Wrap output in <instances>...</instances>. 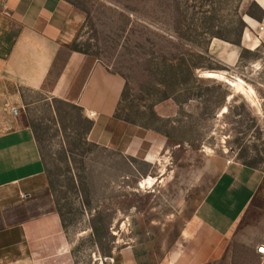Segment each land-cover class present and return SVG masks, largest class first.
Segmentation results:
<instances>
[{
    "label": "rangeland",
    "instance_id": "rangeland-1",
    "mask_svg": "<svg viewBox=\"0 0 264 264\" xmlns=\"http://www.w3.org/2000/svg\"><path fill=\"white\" fill-rule=\"evenodd\" d=\"M68 1L87 14L73 50L97 58L126 80L117 116L168 141L160 169L125 161L88 141L92 123L77 105L52 97L50 90L19 88L18 118L36 135L51 205L70 245L69 264H114L112 254L130 243V221L137 214L147 217V225L157 221L161 231L154 245L157 254L164 253L176 232L169 225L193 212L224 166L264 169V32L260 47L243 49L232 72L253 89L252 100L202 76L227 71L207 55L210 41L239 45L246 28L261 32L263 12L247 0ZM19 30L14 26L12 39ZM67 55L54 57L47 87L63 80ZM170 101L178 108L165 110ZM226 107L228 113L220 115ZM9 128L0 124V133ZM148 176L160 181L141 190L139 183ZM263 207L259 198L232 253L245 252L241 241H261L249 228Z\"/></svg>",
    "mask_w": 264,
    "mask_h": 264
},
{
    "label": "crops",
    "instance_id": "crops-1",
    "mask_svg": "<svg viewBox=\"0 0 264 264\" xmlns=\"http://www.w3.org/2000/svg\"><path fill=\"white\" fill-rule=\"evenodd\" d=\"M247 1H254L263 12L261 32L246 28L239 45L212 39L207 49L231 79L237 78L232 72L241 64L242 50H257L264 32V0ZM86 19V12L68 0H0V124L10 126L0 133V264H69L71 255L61 217L51 205L47 168L36 135L12 112L23 101L20 87L50 90L52 97L77 105L92 123L90 143L125 161L160 169L167 136L117 116L125 78L97 58L73 50ZM14 26L20 30L12 39ZM62 51L68 53L67 72L61 82L47 87L54 57ZM173 108L178 105L166 103L165 110ZM259 198L264 200V169L228 163L193 212L176 216L180 218L176 226L169 225L176 232L164 253L157 254L154 245L161 231L157 221L147 225V217L137 214L130 221V243L117 248L112 261L264 264V254L258 251L264 248V207L249 228L261 241L258 237L239 240L245 252L232 253V244Z\"/></svg>",
    "mask_w": 264,
    "mask_h": 264
},
{
    "label": "bare ground",
    "instance_id": "bare-ground-1",
    "mask_svg": "<svg viewBox=\"0 0 264 264\" xmlns=\"http://www.w3.org/2000/svg\"><path fill=\"white\" fill-rule=\"evenodd\" d=\"M224 73L223 72H214V71H205V72H203L202 76L205 78H208V79H216V80L225 82V83L229 84L235 90V92L242 94V95H245L251 99L252 95L254 94V91L249 85H247L243 80H241L239 78L232 80V79L228 78ZM253 97H254V95H253ZM231 99H232V96L229 97V100H231ZM226 113H228L227 107L222 110L220 115H223ZM155 183H156V179H154L152 177H148V178L143 179L140 182V187L142 190L151 189V187H153V185Z\"/></svg>",
    "mask_w": 264,
    "mask_h": 264
},
{
    "label": "built area",
    "instance_id": "built-area-1",
    "mask_svg": "<svg viewBox=\"0 0 264 264\" xmlns=\"http://www.w3.org/2000/svg\"><path fill=\"white\" fill-rule=\"evenodd\" d=\"M12 112L15 116H17L19 114V109H14ZM258 251L260 254H264V248H260Z\"/></svg>",
    "mask_w": 264,
    "mask_h": 264
}]
</instances>
